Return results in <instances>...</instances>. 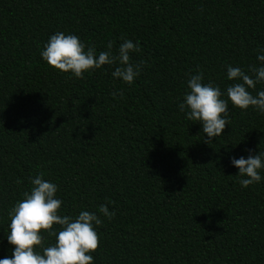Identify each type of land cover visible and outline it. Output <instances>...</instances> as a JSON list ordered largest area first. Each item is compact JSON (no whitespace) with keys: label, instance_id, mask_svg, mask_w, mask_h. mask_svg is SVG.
I'll list each match as a JSON object with an SVG mask.
<instances>
[{"label":"trees","instance_id":"1","mask_svg":"<svg viewBox=\"0 0 264 264\" xmlns=\"http://www.w3.org/2000/svg\"><path fill=\"white\" fill-rule=\"evenodd\" d=\"M56 32L97 56L138 42L140 75L129 85L118 65L82 79L51 67L41 51ZM261 49L264 0H0V259L14 250L8 213L43 172L60 215L102 219L94 264H264V169L243 188L231 163L264 154V113L229 101L231 123L209 144L179 110L190 75L227 99L239 82L228 66H262Z\"/></svg>","mask_w":264,"mask_h":264},{"label":"clouds","instance_id":"2","mask_svg":"<svg viewBox=\"0 0 264 264\" xmlns=\"http://www.w3.org/2000/svg\"><path fill=\"white\" fill-rule=\"evenodd\" d=\"M85 48L86 45L77 35L56 32L44 45L41 56L51 67L64 73L70 72L81 79L85 72L95 71L103 65H118L112 76L129 85L140 75L143 61L138 64L130 62V53L141 50L138 42L123 39L117 54L112 52V42L107 45L108 51H101L98 56L94 45L88 46L87 50ZM260 52L257 56L262 62L260 67L250 65L246 72L240 67L228 66V79L239 82L227 87V99L222 98L224 93L219 86H214L212 82L202 83V71L190 75L187 81L190 91L185 93L179 110L183 112L188 109L187 119L202 124V131L207 135L206 143L210 144L212 138L221 136L226 125L231 123L229 101L233 107L242 110L252 107L264 113V90L255 96L249 91L255 89L257 83L264 82V49ZM112 95L122 98L124 93L121 90ZM231 163L239 169V183L243 188L261 181L259 170L264 169V154L249 155L247 159L243 156L239 159L233 157ZM43 176L41 172L31 178L33 187L22 194L23 199L17 201L8 213L10 231L7 241L14 246V250L11 257L0 259V264H94L91 253L100 245L96 227L102 225V219L95 212L87 210L76 217L60 215L62 200L56 198L58 185L44 180ZM98 211L108 220L116 214L109 211L107 204H101ZM56 225L59 229L54 227ZM44 232L55 237L54 244L45 246ZM37 248L41 251H37Z\"/></svg>","mask_w":264,"mask_h":264}]
</instances>
